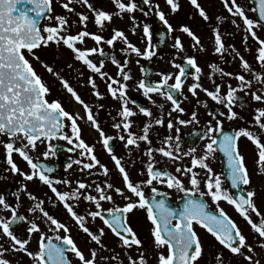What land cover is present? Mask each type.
<instances>
[{
  "label": "snow or ice",
  "instance_id": "obj_1",
  "mask_svg": "<svg viewBox=\"0 0 264 264\" xmlns=\"http://www.w3.org/2000/svg\"><path fill=\"white\" fill-rule=\"evenodd\" d=\"M52 0H0V137H7V141L0 140L3 144L6 154L7 163L10 165L12 173L20 174L25 180L31 181L38 179L43 184L48 185L50 190L55 194L58 201L63 205L66 211L73 218L78 227L86 233L92 242L103 247L102 237L104 229L100 228L97 232H93L86 221L90 217L93 220L100 218L103 224L119 239L121 246L124 249L131 250L135 248L137 255L127 256L128 264H147L146 250L143 249V241L137 236L135 230L128 222L127 214L135 209H142L147 214V219L150 221L151 235L153 237V246L157 249L156 264H197L199 258L203 255V245L201 239L195 229V225H199L211 234L220 245L228 249L232 254L244 257L249 264H260L259 260H254L252 255H246L243 249H247L248 253L254 251L251 244L247 243V238L242 234L241 229L237 224L225 213L223 208L219 207L221 200L233 205L241 216L247 221L253 231L258 234L260 238L259 247L264 248V215L260 213L254 202L256 195L254 190L246 191L236 196L230 193L227 189L222 188L221 176L214 173L210 166L209 159H215L217 151L223 153L227 157L228 178L231 181L233 188H239L241 184L249 185L251 183L249 170L245 163V157L241 154L239 141L241 137L250 140L257 148L255 164L258 169V174H264V142L261 141V134H264V107L256 108L255 114L252 117V122L259 132H253L250 128L239 127L232 132L224 131L223 121L242 119L240 114L234 110V106L240 99L237 92H245L246 95H251L254 101L264 104V91L252 90L253 81L264 84V71L253 72L251 65L243 56L236 52L234 46L228 45L226 47L224 38L219 31V28L213 29V51L215 54H223L232 48L236 55L239 56L241 66L243 69L252 73V79H246L245 75L231 72H224L215 63L209 64L210 74L209 79L216 73L221 76H227L239 81L237 87L231 84L226 86V92H221V85L216 84L213 80V88L204 87L201 83V75L203 69L197 64L195 56H186L184 63L172 62V67L178 69L177 72H163L157 73L160 76L159 80L153 81L150 79V70L141 66L142 78L136 83V89L142 92V95L147 98L152 104H156L153 95L160 96L164 101L169 102L171 111L168 115L171 117L172 112L184 113L185 108L181 107L182 99L187 100L188 97L184 95V88L187 87L188 93L196 99V104L207 108V102L201 101L198 96V90L205 93L215 103L222 105L226 112H209L208 115L212 119L206 121V128L201 133L200 138L205 140L203 154L195 155L196 148H190L183 153L184 156L191 157V166L184 168L177 167L176 172H180L187 176L191 187H185L183 181L176 175L167 170L159 169L155 166L153 159V152L162 154L170 160L181 159L179 152V144L175 145L173 150V137L167 136L164 139V145L153 149L151 147L152 141L149 138L150 129L153 125H163L162 109L164 104L157 105L161 110V115L153 118V113L149 107L138 104L136 100L128 95L129 85L126 83L131 80L130 71H125L127 60L121 63L115 55L111 56V62L117 66L118 76L121 79L110 76L106 71H103L104 62L99 61V64L94 63L89 57L93 54L105 56L104 49L99 47L101 44L114 46L115 42L123 41L126 47L121 51L124 53H135L136 56H143L151 59L155 52L151 44L152 33L150 25H143V33L148 41V46L141 51L136 45L131 43L125 32L121 29H113L112 35L105 39L103 35L89 32L86 29L89 16L84 12L75 13L78 18L82 30L75 34H69L71 25L68 19L63 15L53 17L51 15ZM79 3L86 7L94 17V23L98 28L103 29L106 23H111L113 16H118L121 19L125 13H135L140 10L145 16L149 15L152 7L156 8V15L165 25L168 31L172 30L171 24L165 18V14L160 10L159 4L152 5L151 0H112L115 6V12H109L103 8H97L90 0H68L67 3L62 4V7L68 12L73 13L75 9L70 7L72 3ZM166 4L170 6L172 12H176L179 8L177 0H165ZM253 4L258 3V7L251 8V11L258 13L257 19L250 18L245 11V7L238 4L237 0H223L227 11L233 15L241 18L245 26L244 41L247 42L250 35L258 43L256 60L264 68V39L257 36L255 29L264 26V0H252ZM190 3L198 10L199 15L208 21L210 18L205 9L201 6L198 0H190ZM141 4L148 5L149 11H144ZM31 6V7H29ZM47 18L48 20L55 19V25H45L41 29L39 21ZM133 21L131 31L135 33L136 17L130 16ZM220 18L218 17L217 20ZM232 23L236 25V21ZM239 27V25H236ZM182 32L186 33L193 41L191 47L195 50L199 48L204 51L201 45L200 37L197 36L188 26L182 25ZM163 35V34H162ZM88 37L92 39L96 47L82 48L77 47V44H83L84 39ZM63 44L74 54V59L81 62L90 72L98 74L101 79H106L108 93L113 99L119 102V109L117 116L120 118L118 122H114L112 127L125 134H120L118 137H113L104 132L100 127L98 120L93 114L92 107L86 103L76 90L70 85L69 81L60 77L62 87L71 95L73 100L83 107L86 114V119L91 126L99 133L100 143L102 147L110 154L112 161L118 170L124 187H114L112 183L107 180L101 183L94 184V191L97 193L93 195L91 189L93 184L85 181H77L75 189L70 191H60L54 184L57 183L50 178L46 173L52 172L53 169L43 163H37L36 159L30 155L29 149L35 150L38 143L44 144L46 150L42 155L47 158L50 155L55 156L56 149L51 143L53 139H63L69 142L78 141L76 147L83 149L80 155L87 156L91 161L83 163L76 161V163H83V169H88L89 175H92V169L99 166L100 172L108 176L109 169L106 165L101 163L94 153V145L87 144L80 136V128L77 123L80 117L79 113H71L66 110L59 100H49L48 96L51 89L42 79L31 63L29 56L32 59L39 61L36 55V49L41 47L47 48L50 45ZM175 47L183 51L184 45L179 37L176 38ZM27 53V56L26 54ZM139 63V61H137ZM42 66L53 75L59 76V73L54 72L53 67L47 63L41 62ZM70 67V66H69ZM83 76V73H80ZM192 77V83L186 84L188 77ZM170 81H172L170 83ZM87 83L95 90L94 94L101 97V93L97 89L96 79L94 76H89ZM182 98V99H181ZM133 107H129V105ZM243 103L241 107H243ZM102 107V105H101ZM137 114H142L148 117V121L144 123L140 134L132 131L133 120L132 117ZM115 120V118H113ZM215 120V123H213ZM67 122V123H66ZM180 125H188L192 123H199L198 114L195 110L191 112V119H179ZM65 127H70L71 135L66 134L63 130ZM168 129L173 128L171 119L167 122ZM179 131V129H177ZM124 141L125 148L129 146L139 148L140 142H146L149 147L146 150V155L149 162L146 165V170H142L139 175L146 178L134 180L129 171L126 170L122 163V158L114 154V149L111 142L114 139ZM179 140V137L175 138ZM13 152L19 156L29 165L31 171L29 173L22 172L19 166L13 161ZM71 165H69L70 167ZM199 168L204 170L203 183L204 189H200L201 179L200 173L194 171ZM154 181L164 184L169 189H177L184 193L189 198L184 202L180 209H175L168 205L165 199H157L156 197H149L145 193V188H150L151 193H158V189L153 186ZM65 184H70V181H59ZM103 184V186H101ZM26 189V185L23 186ZM122 197L126 203L123 206H115L104 208L102 201H113L112 193ZM198 193L200 197L208 196L216 203V211L209 209V205L203 199L192 198L190 194ZM29 198L37 201V197L29 193ZM83 199L95 205V211H89L87 216L78 214L74 210L72 203L69 200L79 201ZM44 201L39 200L35 203L30 212L39 211L45 220L49 223L53 231L58 232L63 230L64 236H56L61 243L53 242L51 236H47L40 228V225L35 221L30 223L27 228L28 236L31 237L33 233H38L37 250L31 251L27 247L30 239H22L14 234L12 225L17 220L23 221L26 218L18 216L17 208L12 204L6 202L5 196L0 194V207L4 210H10L12 215L9 218L0 216V233L8 238L10 247L8 249L0 246V264H11V261L4 258V252L9 250L16 252L22 251L28 257L32 258L34 264H72L67 257V252L70 251L80 261V264H96L97 251L91 249L89 256L86 257L84 252L77 246L67 225L53 217L43 207ZM55 206V205H53ZM251 213L259 217V222H254L251 219ZM108 214V216L105 215ZM107 259V258H104ZM116 259V257H112ZM215 260L217 264H224L223 254L217 253ZM122 264V262H121Z\"/></svg>",
  "mask_w": 264,
  "mask_h": 264
},
{
  "label": "flooded vegetation",
  "instance_id": "obj_2",
  "mask_svg": "<svg viewBox=\"0 0 264 264\" xmlns=\"http://www.w3.org/2000/svg\"><path fill=\"white\" fill-rule=\"evenodd\" d=\"M164 1L165 0H151V4H159L160 6ZM67 2L68 0H61L60 3L58 2V0H52L51 15L53 17L57 15H63L68 19V22L71 25L69 29V34H75L82 30L79 18L75 13L84 12L89 16V20L87 22L86 29L83 30L103 35L105 39H107L112 35L113 29H121L125 32V35L127 36L128 40L134 45H136L138 48H140L141 51H143L148 46V41L143 33V25L145 23L150 25V31L152 33L151 44L155 52V55L151 59L145 58L143 56H136L135 53L122 52L121 49L126 47V45L123 41L119 40L115 42L114 46H109L106 43L99 45V47H102L104 49L105 56L102 57L97 53L91 55L89 58L97 64H99L100 60H103L104 67L102 70L106 71L110 76L117 79L121 78L118 76L117 66L111 62V56L115 55V57L121 63L127 60V66L125 67V71H130L132 77L131 80L126 82L129 85L128 95L132 99L136 100L138 104L149 107L153 113V118H156L161 115V110L157 108V105L161 103L164 104V107L162 109L164 124L153 125L149 132V138L152 141L151 147L153 149H156L161 146H165V137L172 136L174 138L173 150L175 151V145L178 143L179 152L177 153V155H180L181 159L173 161L167 157H164L162 154L154 151L153 159L155 161V166L159 169L167 170L173 175L178 176L183 181L185 187H191V185L189 184L188 177L180 172H176V168H184L185 166H191V157L183 155V153L187 152L190 148H196L197 151L195 155L197 156L203 154V148L206 141L201 139L200 135H197V133L202 134V131L206 128V121L208 119H212V117L209 116L208 113L226 112L227 109H225L222 105H219L212 101L209 97L205 95L204 92L200 90H198L199 99L201 101L207 102V108L201 105H197L196 99L188 93L187 87L185 86L184 95L187 96L188 99L183 100L181 98V107L185 108V112H172L171 117H169L168 113L169 111H171V105L169 102L164 101L160 96L154 94L153 99L156 101V104L154 105L142 95L141 91H138L136 89V83L140 78H142L143 75L140 70L141 66H143L145 69L150 70V79L156 81L160 79V76L157 75V73H175L178 71V69L172 67V62L174 60L176 63L183 64L185 62L184 58L186 56H195L197 64L203 69L200 83L204 87L212 89V81L214 80L216 84L221 85V92L224 93L227 90L226 86L228 84H231L233 87H237V85L232 83L229 77L221 76L220 73H216L212 76L211 79H209V74L211 71L209 68V64L215 63L219 68H222L224 72L236 73L243 71L244 73L248 74V71L242 68L239 56L236 55V52H238L240 56H243L244 59L247 60L248 63L251 65V63L255 60H253L252 62L249 61L250 53L256 52V49L258 48L257 41L249 35L247 42H245L244 30L241 34L242 36L237 37L231 29L229 20L224 17H221L219 20L215 19L217 9L210 6L201 5L210 18L208 21H205L199 15L198 10L195 9V7L190 3V0H177L179 8L176 12H164L165 18L168 20V23L172 26V30L168 31L167 25L162 23V33L159 40L157 37L156 27V20L159 19V17L156 15L157 10L155 7L151 8L149 15L147 16H145L144 13L140 10H137L135 13L132 14L125 13L122 19L118 16H113V20L111 21V23H106L105 27L103 29H100L94 23V17L92 16V13L86 7L82 6L79 3H72L70 7L74 8L75 12H69V15H67L65 12L66 9L62 7V4ZM90 2L93 3L94 6L97 8H103L104 10L109 12L116 11L112 0H90ZM125 2H127V0H125ZM142 5L144 11H149L148 5ZM240 5L245 7L246 14L250 18L254 20L258 18V13L251 11V8L258 7V3L253 4L252 0H241ZM132 15L136 17V24L138 25L136 27L135 33L131 31L133 27V21L130 19V16ZM45 20H43V22ZM43 22L41 26L43 25ZM56 23L57 21L55 19L50 21L51 25H55ZM182 25L188 26L197 36L200 37L201 45L204 48V51H200L199 48L194 50L191 47L193 41L186 33L180 30ZM217 27L219 28V31L221 32L224 38L226 47L228 45H232L230 41L234 38H241L240 46L235 48L236 52H234L232 48H229L228 51L223 54V58L220 54H215L213 51V29ZM243 27L245 29L244 25ZM255 31L257 32V36L260 39H264V26L257 27ZM177 37H179L180 41L184 45L183 51H180L175 47V41ZM248 40L252 41L255 44V51H252L248 47ZM96 46L97 45L95 44V42L88 37L84 39V43L82 45L77 44V47L82 48H91ZM34 51L36 55L40 58L39 61L32 59L31 56H29L28 58L33 64L37 73L41 75L42 79L51 89L48 99L50 101L59 100L63 107L69 112L74 114L79 113L80 117H82V119H79L77 121L81 130L80 136L87 144L95 146L94 153L97 158L101 161V163L108 167L109 174L108 176H105L102 172H100L99 166L91 170V172L93 173L92 175H89L90 170H82L83 163H89L91 161L88 159L87 156L82 157L80 155L83 149H79L76 147L78 141H75V138L73 139V142H69L63 139H53L51 143L55 146L56 149L55 156L50 155L49 157L45 158L42 153L46 150V147L44 144L39 143L35 150L29 149L30 155L36 159L37 163L46 164L48 165V167L53 169L52 172H48L46 174L57 182L54 184V186L60 191H70L75 189V187L77 186V181H85L89 184H93V189H91V193L93 195L97 194L94 191V184L101 183L105 180H107L109 183H112L114 187H124L121 176L118 170L116 169L110 154L102 147V144L100 143L99 133L91 126L90 122L86 119V114L83 107L76 103L71 97V95L62 87L60 77H63L64 79L68 80L70 85L76 90V92L81 96V98L92 107L95 118L98 120L100 127L104 130L106 134L111 135L113 137H118V135L120 134L126 135V133L118 131L117 129H114L112 127V124L114 122H118L120 119L117 116L119 102L113 99L112 96L108 93V81L106 79H101L98 74L90 72V70H88L81 62L75 60L73 52L67 47H65L63 44L59 46L52 44L47 48L41 47ZM25 54L27 56V53ZM137 61H139V63H137ZM41 62L47 63L48 65L52 66L54 72L59 73V76L49 73L42 66ZM252 69L254 68L252 67ZM262 71H264V68ZM254 72H256L255 69ZM80 73H83V76H81ZM89 76L95 77L97 89L101 93V97H97L94 94L95 90L87 83ZM121 82L123 83L124 81L121 79ZM171 82L172 81H170V83ZM192 82V77L189 76L186 81V84H190ZM255 87L256 89H261V83L255 81ZM237 96L240 99L234 106V110L240 114L242 119L232 121L224 119L223 127L224 131L226 132H232L233 130L238 129L239 127L249 128V126H254L252 122V117L255 114V109L259 107L249 109L250 104H256L255 102H253V99L250 94L246 95L245 92H237ZM242 103L244 105L243 107H241ZM129 107L134 108V106L131 104L129 105ZM193 110H195L198 114L199 123L180 125L178 123V118L190 120L191 112ZM248 111L252 112L250 118ZM113 118H115V120ZM148 119V117H145L142 114H137L136 116L132 117L133 125L131 130L136 132L137 134H140L144 123H146ZM169 119H171L173 122L172 129H168L167 127V122ZM213 123H215V120H213ZM177 129H179V131H177ZM63 131L66 134L71 135L70 127H65ZM253 132H258L257 127H255V131ZM176 137H179V140H176ZM260 138L263 139V136L261 135ZM7 139L8 138L6 136L0 137V140H3L5 142L7 141ZM249 143L250 141L247 138H240V151L241 154L245 157V163L249 170L250 179L252 181L255 172L247 160ZM124 144V141H121L118 138L114 139L111 142V145L114 149V154L117 157L122 158V163L125 165L126 170L129 171L131 177L134 180L146 178L145 176H140L139 173L142 170H146V165L149 162V158L145 154L149 145L146 142H140L139 148H135L132 146H129V148H125ZM12 159L19 166L22 172L29 173L31 171L29 165L19 156V154L13 152ZM76 161H82L83 163H76ZM209 163L210 166L213 168L214 173L221 176V181L225 183L226 189L230 193H232L229 183L223 179L224 160L219 151H217V153L215 154V159H209ZM69 165L71 166L69 167ZM194 171L200 173L199 178L202 181L200 184V189L205 190L203 183L204 170L196 168L194 169ZM64 180L70 181L71 183L65 184L59 182ZM252 183L253 184L249 188L248 185H244V190H255V181H252ZM25 185L26 189L23 187ZM101 186H103V184ZM153 186L156 187L159 191L158 193H151L150 188L146 187L145 193L149 197V199H151L152 197H156L157 199H165L168 205L175 209H180L183 206L184 202L189 198L184 193L178 191L175 188H167V186L164 184H160L154 181ZM29 193L37 197V201L43 200V207L45 208V210L48 211L53 217L67 225L68 229L70 230V235L72 236L77 246L84 252L86 257L89 256L91 249H95L97 251L96 264H107V261H115L116 259H111V253L113 251H119L120 248H122V250L129 251L132 256L137 255V250L135 248L131 250L124 249L121 246L119 239L107 228L106 225L103 224V221L100 218H96L93 220L89 217L86 221V226H88L93 232H97V230L100 228L104 229V235L102 237L103 247L97 245L95 242H92L90 240V237L78 227V225L75 223L70 214L58 201L55 194L50 190L48 185L43 184L38 179L28 181L25 180L20 174L12 173L10 165L7 163L6 150L3 144H0V194L5 196L6 202L12 204L14 207L17 208L18 216H23L26 218L23 221L17 220V222L12 225L14 234L22 239H30V243L27 247L31 251L37 250V240L39 234L33 233L31 237H29L27 233V228L30 226V223L32 221H35L40 225L41 230L47 236H51L53 238L54 243L60 244L61 241L57 240L56 236H64V231L62 229L58 232L53 231L52 228L54 226H50L38 210L35 212L29 211V209L33 208L35 206V203L37 202L29 198ZM112 195L113 201L101 202L104 208L123 206V204L126 203V201H124L122 197L118 196L114 192L112 193ZM190 195L192 196V198L195 199H203L209 205V209L216 210L211 207L209 199L210 197H208L207 195L204 197H200L198 193H193ZM69 203H72L74 206V210L81 215L87 216V213L89 211L96 210L94 204L86 202L82 198L79 201L69 200ZM11 215L12 213L10 210H4L2 207H0V216L9 218L11 217ZM105 215L108 216L107 213H105ZM127 216L129 224L135 230L137 236L143 241V249L146 251L150 250L147 249V247H151L147 244L146 238L147 234L151 232L152 225L147 219L146 212L142 209H135L132 212L128 213ZM199 227V225H195L197 233ZM200 230H202V232H206V230L202 227H200ZM0 246L5 249H8L10 247V241L2 233H0ZM226 256L228 257V255ZM67 257L72 262V264H80L78 258H76L74 254L70 251L67 252ZM4 258L11 261V264H34L32 258L28 257L22 251L13 252L9 250L7 252H4Z\"/></svg>",
  "mask_w": 264,
  "mask_h": 264
},
{
  "label": "rangeland",
  "instance_id": "obj_3",
  "mask_svg": "<svg viewBox=\"0 0 264 264\" xmlns=\"http://www.w3.org/2000/svg\"><path fill=\"white\" fill-rule=\"evenodd\" d=\"M60 1L61 0H58L59 3ZM240 1L241 0H237V3L240 4ZM198 2L202 6L206 5V6L214 7L215 9H217L216 14H215V19L217 20L218 17L226 18L227 20H229L233 33L237 37L242 36L241 34L244 30V27L242 25L240 18L238 16H233L228 13L227 9L224 6L223 0H198ZM229 2H231V0H229ZM160 8H161L160 10L163 12L172 11L170 6L167 5L165 1L160 5ZM65 12L67 15H69V12L67 10ZM233 20L236 21V25H239V27H237L236 25L232 23ZM49 24H50V20H45L43 22V25L41 26V29H43L45 25H49ZM230 42L234 46V48H237L240 46L241 38H234ZM248 47L252 51H255V44L250 40H248ZM256 55H257V49L255 53L254 52L250 53L249 61L252 62L253 60H255L251 63V67H253L256 70V72H262L263 68H261V65L256 60L255 58ZM254 69H252L253 72H254ZM236 73L245 75L246 79H252V73L250 72H248V74L244 73L243 71L236 72ZM236 73H233V75H235ZM230 79L232 83L236 84L237 86L239 85V81H237L234 78H230ZM253 90L264 91V84H261V89H256L255 81H253ZM253 102H255L256 104H250L249 109L254 108V107H259V108L264 107V104L260 102H257L254 100ZM248 112H249V118H250L252 112L251 111H248ZM249 128L250 130L255 131V126H249ZM258 132H259V129H258ZM261 135L263 136V139L261 140L264 142V134H261ZM257 151L258 150L256 146L250 141L248 152H247V160L255 172V174L253 175V179H252V181H255L254 191L256 195L254 197V202L256 204V207L260 211V213L264 215V174H258V169L255 164ZM252 181L248 185V188L253 184ZM222 188L226 189V185L223 182H222ZM209 199H210L211 207L216 209L217 208L216 203L213 202L211 198ZM219 207L223 208L225 213H227L236 222L237 226L241 229L242 234L245 235V237L247 238V243L252 245L254 251L252 253H248L247 249H243L245 254L252 255L254 260H259L260 264H264V248L259 247L260 238L258 234H256L253 231V229L250 227V225L247 223L244 217L241 216L236 209H234L235 207L233 205L229 204L226 201L221 200L219 202ZM250 215H251V219L254 222L259 221V217H257L254 213L250 212ZM198 233H199V237L201 239L202 245H203V255L201 258L198 259L197 264H217L215 260L217 253L223 254L224 264H249V262L245 260L244 257L230 253L229 250L224 248L222 245L218 244V242L215 240L213 236H211L210 234L206 232H202V230H200V227L198 229ZM146 239H147V244L151 247V248L147 247V249H150V250L146 251L147 252L146 253L147 264H156L157 249L153 246V237L151 235V232L147 234ZM152 254H153V257H152ZM128 255H131L129 251L122 250V248H120L119 251H116V252L113 251L111 253V259L112 257H116V260L107 261V264H113V263L121 264V262L122 264H128V260H127ZM226 255H228V257ZM135 256L136 255H134L133 257Z\"/></svg>",
  "mask_w": 264,
  "mask_h": 264
},
{
  "label": "water",
  "instance_id": "obj_4",
  "mask_svg": "<svg viewBox=\"0 0 264 264\" xmlns=\"http://www.w3.org/2000/svg\"><path fill=\"white\" fill-rule=\"evenodd\" d=\"M29 7H31V6H29ZM41 21H42V19L39 21V25H40ZM156 23L158 25V30H159V33H160L162 31V26L160 25V23L158 22V20L156 21ZM220 154H221V156H222V158L224 160L223 179L229 183L230 189L232 190V192H233L234 195L239 196V194H241V193H246L243 190V184H241V186L239 188H233L232 187L231 181H230V179L228 178V175H227L228 174L227 157L223 153H221V152H220Z\"/></svg>",
  "mask_w": 264,
  "mask_h": 264
}]
</instances>
